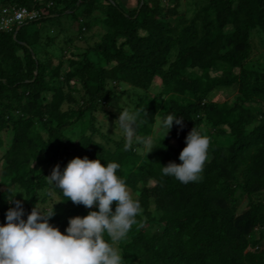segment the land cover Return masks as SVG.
<instances>
[{"label":"trees","instance_id":"1","mask_svg":"<svg viewBox=\"0 0 264 264\" xmlns=\"http://www.w3.org/2000/svg\"><path fill=\"white\" fill-rule=\"evenodd\" d=\"M195 6L190 13L180 0H138L135 8L121 0H0V15L38 11L0 29V223L16 193L25 219L57 194L63 206L44 212L54 211L50 223L62 233L70 217L87 215L92 209L48 178L57 164L86 155L118 162L141 203L137 223L112 242L123 264H264V0ZM123 93L129 104L107 109ZM125 110L138 113L128 147L118 120ZM169 113L184 126L174 123L166 136L159 122ZM194 127L211 138L209 157L202 179L183 184L162 166L181 163ZM147 137L155 147L148 154Z\"/></svg>","mask_w":264,"mask_h":264},{"label":"clouds","instance_id":"2","mask_svg":"<svg viewBox=\"0 0 264 264\" xmlns=\"http://www.w3.org/2000/svg\"><path fill=\"white\" fill-rule=\"evenodd\" d=\"M137 119L138 113L125 110L119 114L120 131L128 140L126 147L134 138ZM174 123L183 128V117L166 114L159 126L167 130V136ZM142 142L147 154L155 148L152 137ZM210 144L211 138L194 127L179 154L181 163L170 161L162 166V174L183 184L200 181ZM119 168L118 162L102 164L100 158L86 155L72 158L63 169L59 164L54 166L48 176L50 182L67 200L92 209L87 215L70 217L63 233L50 223L54 211L34 207L25 219L23 201L15 199L17 193L8 198L14 207L7 209L6 223H0V264H123L124 256L112 242L127 236L142 206L118 175Z\"/></svg>","mask_w":264,"mask_h":264},{"label":"rangeland","instance_id":"3","mask_svg":"<svg viewBox=\"0 0 264 264\" xmlns=\"http://www.w3.org/2000/svg\"><path fill=\"white\" fill-rule=\"evenodd\" d=\"M123 1L128 7L130 8H135L138 4V0H121ZM199 1V0H180L183 10L188 11L190 13H193L196 6L195 3ZM175 2V0H174ZM43 13H46L45 10H43ZM57 27L54 26V29L51 30L49 33L51 36H54L57 31H59V28L56 30ZM235 91H230V94L228 95L227 93L222 94V92H220L218 94V96L216 97L218 100H224L225 98H230L234 95ZM131 98V96L127 93H123L122 95H120V97L116 100V102H114V104L108 105L107 109H109L112 112H115L120 106H127L129 104V99ZM99 119L104 120L105 124L109 125L110 120H108L107 115L105 113H100L99 115ZM104 125L105 129H109L108 126ZM0 173H1V166H0ZM6 187L2 186L1 189L4 190ZM133 196V195H132ZM134 197V196H133ZM246 198V197H245ZM243 198V202H244V207L246 208V203H247V198L245 199ZM62 202L60 201L59 197L57 196V194H52V199H50L45 205L41 206V210L44 211V209L47 210H59L62 207Z\"/></svg>","mask_w":264,"mask_h":264},{"label":"built area","instance_id":"4","mask_svg":"<svg viewBox=\"0 0 264 264\" xmlns=\"http://www.w3.org/2000/svg\"><path fill=\"white\" fill-rule=\"evenodd\" d=\"M36 18H38V11L34 8L21 7L12 11L4 9L0 16V28L11 30L13 26L18 25L20 27L24 22Z\"/></svg>","mask_w":264,"mask_h":264}]
</instances>
